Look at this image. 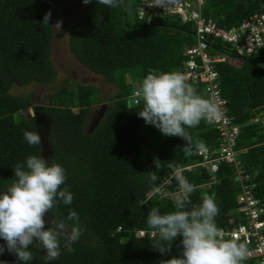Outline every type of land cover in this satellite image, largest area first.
<instances>
[{"label":"trees","instance_id":"1","mask_svg":"<svg viewBox=\"0 0 264 264\" xmlns=\"http://www.w3.org/2000/svg\"><path fill=\"white\" fill-rule=\"evenodd\" d=\"M68 2L0 0V188L11 182L17 161L39 151L44 153L42 142L40 146L29 145L23 138V130L33 129V125L39 131L35 117L24 114L35 107L30 96L14 95L11 89L32 83L49 86L56 81L50 25L58 8ZM137 7L138 0H123L117 8L96 0L82 2L69 30L70 53L115 87L97 125L90 132L85 130L92 107L102 102L94 85H63L49 94L44 107L50 118L48 159L65 167V183L73 193L71 205H58L55 211L63 217L73 208L86 226L73 244L74 251L62 248L54 264H159L162 259L179 255V236L161 255L153 246L158 241L146 223L150 207L157 206L162 212L172 210L171 197L149 196L152 186L148 182L154 171L159 183L171 172L170 164L181 168L195 165L183 172L196 186L191 198L199 203L204 193L213 195L219 209L215 218L219 227L228 226L227 220L237 213L241 185L235 178V168L221 163L216 181L207 186L204 184L212 180V175L198 165L202 160L199 151L213 148L218 141V131L212 125L201 119L198 125L186 128L191 141L203 142L202 148L187 154L181 149L185 140L163 135L137 115L143 102L133 104V87L127 77L140 84L150 68H180L186 59L185 46L195 42L191 23L171 16L158 25H146L138 19ZM49 10L50 25L41 24ZM133 11L136 21L130 19ZM202 13L229 27L251 14L264 13V0H204ZM217 70L228 113L241 125L236 146L241 151L240 162L257 183L254 193L264 202V129L249 123L264 107V52L219 63ZM36 253L31 264H43L42 253ZM0 259L9 264L16 260L7 250ZM243 264L256 261L245 258Z\"/></svg>","mask_w":264,"mask_h":264},{"label":"clouds","instance_id":"2","mask_svg":"<svg viewBox=\"0 0 264 264\" xmlns=\"http://www.w3.org/2000/svg\"><path fill=\"white\" fill-rule=\"evenodd\" d=\"M82 2L87 4L90 0ZM96 2L117 8L123 0ZM148 5H151L150 0ZM50 19L49 10L40 23L50 25ZM61 24V20H56L50 26L59 31ZM137 95L143 102L137 115L163 135L185 140L181 149L187 154L202 148L203 142L191 141L186 128L219 114L214 100L199 94L185 76L175 70L148 69ZM23 138L29 145L41 144V135L34 125L33 129L23 130ZM169 168L167 182H175L178 186L171 194L172 210L162 212L159 207L152 206L147 211L146 223L158 241L153 246L161 255L170 249L177 236L182 247L179 255L162 259L159 264H243L248 252L246 242L226 238L224 229L216 223L219 209L213 195L204 193L199 203L193 202L191 194L195 184L183 174L181 167L170 164ZM12 169L11 182L0 188V254L7 250L15 256V264H31L37 256L28 247L32 245L33 249H43V254L39 255L43 264H54L62 248L74 251L73 244L86 230L75 209L69 208L63 217L55 211L58 205H71L73 201V193L65 183L66 169L52 158L45 159L41 151L17 161ZM157 181L158 176L153 171L148 182L154 193L161 192L162 185ZM139 203L143 205L144 201ZM47 212L52 215L45 219ZM0 264L9 262L0 259Z\"/></svg>","mask_w":264,"mask_h":264},{"label":"built area","instance_id":"3","mask_svg":"<svg viewBox=\"0 0 264 264\" xmlns=\"http://www.w3.org/2000/svg\"><path fill=\"white\" fill-rule=\"evenodd\" d=\"M138 0L136 15L146 25H158L167 17H177L182 22L191 23L195 33V42L184 48L186 59L180 68L187 82L191 83L199 93L212 98L219 109V114L211 119L204 118L208 124L218 131V141L213 148H202L198 163L208 173L211 181L204 185L210 186L216 181L215 175L221 163H227L235 168V178L240 182L241 190L237 195V213L227 221L224 229L226 238H237L247 245L246 258H254L256 264H264V202L254 193L256 182L251 174L242 167L237 149L241 125L234 122L227 110V99L222 96L217 65L231 59H242L250 55L264 52V13H254L241 22L229 27L220 26L213 18L202 13L204 0ZM132 84L130 95L133 104L142 102L137 95L139 83ZM251 124H259L264 129V107L249 120ZM195 165H189L183 170H191ZM169 174L164 175L160 182L161 192L151 191L149 196L158 194L171 197L178 186L175 182L168 183ZM203 185V186H204ZM241 218V220H240ZM121 228L118 227V230ZM151 236L153 232H150Z\"/></svg>","mask_w":264,"mask_h":264},{"label":"rangeland","instance_id":"4","mask_svg":"<svg viewBox=\"0 0 264 264\" xmlns=\"http://www.w3.org/2000/svg\"><path fill=\"white\" fill-rule=\"evenodd\" d=\"M82 0H69L68 4L58 8L55 18L51 24H54L56 20H61V28L58 31L53 26V38L51 42V61L54 68L57 71L56 81L49 86L32 83L27 86H13L11 93L14 95H26L30 96L33 102V108H29L24 111L27 117H35V123L37 124L41 142L44 146L43 156L48 159L51 153V146L49 143L48 128L50 125V118L47 116L44 107L49 101V94L55 92L63 85L75 86L78 83L94 85L98 89V97L101 99V103L92 107V112L89 115L86 123L85 130L91 131L101 119L108 102V98L115 92V87L103 80V78L91 72L86 67L81 65L76 58L70 53L68 45V34L71 26L76 21ZM130 19L136 21L134 11L130 13ZM131 77L128 76L126 81H131ZM52 214L50 212L45 213V219ZM48 225L46 224L45 227ZM29 249L42 253L43 249H33L32 245L28 246Z\"/></svg>","mask_w":264,"mask_h":264},{"label":"flooded vegetation","instance_id":"5","mask_svg":"<svg viewBox=\"0 0 264 264\" xmlns=\"http://www.w3.org/2000/svg\"><path fill=\"white\" fill-rule=\"evenodd\" d=\"M91 114V113H90Z\"/></svg>","mask_w":264,"mask_h":264}]
</instances>
